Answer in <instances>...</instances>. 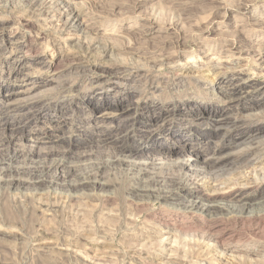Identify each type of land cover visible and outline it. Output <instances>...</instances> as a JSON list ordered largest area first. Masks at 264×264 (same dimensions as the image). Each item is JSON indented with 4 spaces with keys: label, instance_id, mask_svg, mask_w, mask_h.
<instances>
[{
    "label": "rangeland",
    "instance_id": "obj_1",
    "mask_svg": "<svg viewBox=\"0 0 264 264\" xmlns=\"http://www.w3.org/2000/svg\"><path fill=\"white\" fill-rule=\"evenodd\" d=\"M38 1L45 4L40 12L29 10L23 5L24 0H0V264H210L199 256L195 259L193 255H200L204 250L202 219L188 217L180 208L156 199L142 202L132 200L128 187L138 186L135 180L138 169L129 167L132 168L131 173L128 167L111 168L110 163H107L118 150L111 138L127 146L142 143L152 150L137 159H150L154 163L149 169V177L145 180L142 178V184H146L150 178L151 181L147 180L150 189L159 192L172 187L168 180L177 176V169L172 164L177 156L156 149L157 144L163 143L164 147L174 150L178 146L176 140L164 134L144 142L136 136H123L127 129L130 128L129 132L132 129L135 131L148 123L152 116L148 106L156 105L152 113L158 112L162 106L147 91L146 95L141 96L131 93L133 86H140V82L134 80L133 83L134 78H130L127 72L120 70L117 74L114 69L98 73L103 77L98 83L93 82L91 78L95 75L90 73L80 76L73 72L67 74L70 81L79 79L80 86L65 96L73 95L76 98L69 111L73 117L63 127H60L59 121L68 113L60 112L56 104L63 96L51 92L49 86L39 91L40 99L34 104L25 103L26 106H21L19 111L14 106L5 107L2 100L23 77L22 74L15 78L11 73L14 65H17L15 60L34 55L41 61H50L57 54L70 51L71 44H75L71 38L85 40L87 37L101 40L103 43L100 45L115 47L112 58L103 59L106 63H115L119 59L134 66L146 67L156 63L177 69L188 62L196 74H200L209 73L208 67H214L219 61L225 71H239L246 83L258 84L256 88H262L264 0H66L83 12L81 21L84 26L81 32L76 33L64 30L60 12L52 9V3L59 0ZM18 19H30L36 23L37 29H30L33 31L32 36L51 29L56 40L37 42L32 39L26 41V47H21L20 42L12 43L10 39L16 31H26ZM207 29L209 32H205ZM106 37L111 40H105ZM184 38L186 52H182L177 59L181 46L178 41ZM96 53L97 50H92L90 56ZM99 54H96V58L101 59ZM65 58L61 60L63 69L72 63L69 55ZM34 67L28 72L33 77L44 71L40 65ZM212 77L215 78L214 74ZM163 80L164 99L169 101L164 105L170 104V108L184 100H191L194 107L218 102L217 90L210 89V86L186 83L175 90L168 87L170 85L166 79ZM245 90L252 91L250 86ZM263 93L264 89L255 94L257 97L243 99L233 111L239 116L243 103H250L253 98H264ZM104 97L106 103L117 104L121 100L119 105L130 107V120L107 118L102 125H97L100 110H97L95 102H102ZM93 100L95 102H91ZM26 111L28 113L23 117L22 113ZM191 118L183 121L179 115L170 117L167 128L176 132L180 124L190 125L193 122ZM207 124L208 121H205L202 125L206 127ZM119 125L124 128L116 129ZM130 125H133L132 128ZM257 127L264 131V113L234 127L229 126L228 136H242ZM110 129L113 130L110 138L98 136L100 131L107 132ZM28 132L34 136L25 137ZM44 136H52L54 141ZM37 142L38 149L33 153L32 147ZM62 161H66L64 172H67L68 180L84 178L90 182L98 179L109 182V187L106 190L80 187L74 191L66 184L63 188V180L59 184L52 183L53 186L47 184L59 175L57 165ZM67 169L75 174H69ZM153 178L159 179L163 186L152 182ZM31 181L38 184L33 186ZM36 184L40 188H36ZM254 190L251 188L249 192ZM73 192L78 195L74 196ZM253 224L238 226L230 222L223 227L228 230L227 233H239V238H234L232 242L226 240L232 246L227 256L232 260L229 259V262L264 264V226L261 225L259 233L252 236L250 232L256 227ZM179 257L187 261L193 259L190 262L181 259V263L177 259ZM224 262L221 264H226L228 260Z\"/></svg>",
    "mask_w": 264,
    "mask_h": 264
},
{
    "label": "bare ground",
    "instance_id": "obj_2",
    "mask_svg": "<svg viewBox=\"0 0 264 264\" xmlns=\"http://www.w3.org/2000/svg\"><path fill=\"white\" fill-rule=\"evenodd\" d=\"M23 5H25L27 8H30L29 10H36L39 12L42 11L45 6L44 2L38 0H27V2L24 0ZM52 9L60 12L63 23L62 28L64 30L75 33L81 32V27L84 26V23L81 21L83 12L78 8V6L68 3L66 0H59L57 3H52ZM18 23L22 25L26 31L19 32L15 30L16 33L13 34L10 39L12 43L20 42L21 44H19L21 47H26V41L32 39L36 40L37 42L45 39L56 40V37L53 35L51 29H48V31H39L35 37L32 36V32L34 31L33 29H37V27L36 23L30 21V19H18ZM30 29L33 31H30ZM205 32H209V30L207 29ZM20 35L21 38H19ZM20 39L22 41H19ZM86 39H88V37ZM86 39L82 40L80 38H71V40H74L75 44H71L70 51L59 53L56 55V57H54L53 60L50 61H41L39 60L38 56L34 55L33 57L26 56L23 59L19 58L15 60L17 65H14V71L11 73L15 78H19L22 74L23 77H21L20 83L15 84L13 86V90L4 96L2 104L7 108L14 106L19 111L21 106H26L25 103L27 102H33L34 104L36 100L40 99L38 97L41 96L39 91L42 88L49 86L51 87L49 88L51 92L58 93L63 96L62 99H58L56 101L60 112L64 111L68 113V115L59 121L61 124L60 127H63L67 125L68 120L72 119L73 117V113L70 114L69 111L73 108L76 98V96L73 95H69L67 97L65 96L68 95V93L76 91V89L80 86V81H78L79 79L70 81L66 77L67 74L69 75L73 72L74 74H78L80 76L81 74L83 75L90 73L95 75L91 78L93 79V82L98 83L103 80V77L98 75L100 72H107L108 69L109 71L113 69L116 70L117 74L120 70L127 72L130 78H134L133 83L135 82L134 80L140 82V86H133V92L131 93H138L141 96L142 94L146 95L145 92L147 91L148 94L153 96V100L155 99L156 102L160 103L162 106L160 109L158 108L159 111L156 113H152V111L156 110V105L151 104L148 106L147 108L152 115L151 119L148 120V123L141 125L140 128L135 131L132 129L131 132H129L130 128L127 129L123 136H136L139 137L141 142H144L153 140L154 136L164 134L163 136L171 137L173 141L176 140L175 143L178 144V146L174 150H172L171 147H164L162 145L163 143L157 144L156 149L159 152L177 156V158L175 157L172 163L174 168L176 167L177 169V173L173 170L177 176H175V178L173 177L170 181L168 180L172 187H168L165 190L161 189L162 191L159 192L157 190L150 189V182L147 181L150 180V178L146 180L147 183L144 181L146 184H142V178L145 180L149 177V169L154 164L152 161H150V159H144L142 161H139V158L137 159V157H143V155L151 153L150 150H152L151 147H144L142 143L127 146L119 142L117 139L112 140L113 138H111V141H113V144L117 146L118 150L116 149V152H114V158L109 162L106 160V162L108 164L110 163L109 165L111 168L115 167L122 169V167H128L129 171L132 168L135 170L138 169L139 172L136 177L137 179L131 175L132 172L130 171V175L135 180H137L136 182L138 185L137 187H128L131 189L130 194L132 200L135 201L138 199L142 202L145 201V199H156L162 201L163 203L166 202L168 205L170 203V205H173L174 208H180L187 214L188 217L197 216L202 219V226L204 228L203 240H205V245L203 247L204 250H202V253H199L201 256L193 254L196 256L195 259H197V256H199L201 257V260L209 262L210 264H221L228 260L226 264H231L232 262H229L230 258L227 256L230 249H232V246L230 245V242L227 243L226 240L228 239L232 242L234 238H239L237 237L239 233H227L228 230L224 229L223 227L230 222L238 226H244L247 223H254L256 227L252 232H250V234L252 236H256L259 233L258 229L264 226V175L262 176L260 174L264 173V136H261L264 131L257 127L251 129L242 136H228V134H230L228 128L229 126L234 127L240 122L256 118L258 115L264 113V98L259 99L260 97L253 98V101H250V103L248 101V103H243L242 110L239 109V112L241 113L239 116L237 112L233 111V108L239 105L243 99L247 100L250 96L257 97L255 94H258V92L264 89V87L256 88L258 87V84L251 85L250 83H246V79H243L241 76L242 73L239 71H233V69H231L232 72L225 71V69L219 65V61H216L218 63H216L214 67L213 65L208 67L209 73L202 72L200 74H196L195 70H193L194 67L189 65L188 62L185 65H181L177 69L168 68V66L164 65L159 66L156 63L146 67L134 66L124 63L125 60L119 59L116 60V62L113 60L115 63H106L103 62V59L108 57L110 58V56L112 58L115 53V47L108 44L100 45L103 43L101 40ZM105 40H111V38L106 37ZM178 42L181 46H179L180 50L177 59L180 58V54L182 52H186L184 47L186 43H183L186 42V39H181ZM2 48L6 50V47L3 46ZM92 50H97L96 54L98 55V53H100L98 57L101 56V59L96 58V54L91 57L90 53ZM67 55H69L70 61L72 63H69L63 69L61 60H63ZM94 58L99 60H94ZM35 65H40L41 68H44V71L39 73L37 77H33L31 73H28L31 69L36 68L34 67ZM24 71H26L25 74ZM36 71L38 72V69ZM212 74H214L215 78L212 77ZM216 78L217 80L215 81ZM163 79H166V82L169 83L170 86L168 87H172L175 90L182 88L186 83H195L200 87L210 86V89L217 90L218 98L216 97V99L218 102H213V105L210 104L209 106L200 105L194 107L191 105V100H184L181 102V104H175L173 108H170V104L164 105V103L169 101L164 99L162 84L165 80ZM248 86H250L252 91L245 90ZM101 87L102 86L96 88ZM262 96H264V93ZM105 98L106 97H104L102 102H95L94 100L91 101L95 102L97 110H100V114L98 115L96 121L97 125L104 122L107 118L112 119L121 117L126 118V120H130L128 119L131 115L128 114L131 111L130 107H125L123 104L119 105L121 100H118L117 104L106 103ZM28 111L23 112L22 116H26ZM176 115L182 117L183 121H187L189 117H192L191 121L193 122L190 125H186L184 123L180 124L176 132H173L172 128H167V120H169L170 117H175ZM205 121H208L206 127L202 125L205 123ZM132 126L133 125H130L131 128ZM120 127L124 128V126L119 125L116 129L120 130ZM100 132L101 134L98 136H107L106 138H110V136H112L113 130L110 129L107 132ZM30 136L34 135L30 134L29 132L25 134V137L27 138ZM52 136H44V138L52 139L51 141H54ZM37 144H39V142L35 143V145L32 147L31 151H33V153L36 149H38ZM110 156L111 155H109V157ZM65 163L66 161L58 163L57 169L60 171L59 175L55 176L56 179L54 181L51 180L47 184L52 185L54 182L59 184V182L63 180L61 181L63 182L62 187L66 184L70 189L74 188V191H77L78 188L81 189L82 187H90L92 189L100 188L105 190L109 187V182L98 179H94L95 181L90 182L84 178H73L72 180H68L66 175L67 172H64ZM104 165L102 166L104 167ZM129 167L132 168L129 169ZM68 173L71 175L75 174H73V172L70 170H68ZM77 173L78 172L76 171V174ZM95 173L97 172L95 171ZM150 176L153 175L150 174ZM152 182H155V184H161L159 179H154ZM35 183L38 184V182L33 181H31L30 184L33 185ZM11 184H13V182ZM37 184L35 185L36 188L39 186H37ZM134 184L136 185V183ZM154 185L153 187H155ZM251 188H254L255 190L253 192H249ZM73 193L75 194L77 192ZM77 195L75 194L74 196ZM164 232H162V234ZM166 233H168V231ZM193 255H191V257ZM177 259L181 260L182 258L179 257ZM190 259L192 260L193 258Z\"/></svg>",
    "mask_w": 264,
    "mask_h": 264
}]
</instances>
